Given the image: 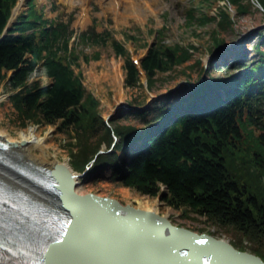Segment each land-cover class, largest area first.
<instances>
[{
    "label": "trees",
    "instance_id": "16d2710c",
    "mask_svg": "<svg viewBox=\"0 0 264 264\" xmlns=\"http://www.w3.org/2000/svg\"><path fill=\"white\" fill-rule=\"evenodd\" d=\"M256 1L264 9V0ZM14 3L0 0V81L6 78L13 91L9 99L20 120L44 121L61 131L73 128L75 136L79 134L77 142L69 143L75 144V149L68 148L74 170L84 171L91 161L94 169L109 167L113 180L122 186L149 196L160 192L161 199L173 208L232 227L253 243V253L264 260V51H259V61L243 66L242 74L200 77L181 100L157 101L149 110L135 112L143 121L141 127L114 121L109 126L97 113L95 98L84 94L79 58L82 54L83 60H88L85 47L109 44L124 58V85L134 87L141 83V76L127 49L110 30L97 32L94 25L69 43L73 30L68 22L47 18L34 0L26 3L27 8L2 34ZM253 3L197 0L188 7L186 24L213 21L215 27L206 50L216 51L225 42L218 30L233 21L229 5L241 14ZM161 37L162 28L157 31V43L139 61L147 89L159 72L185 62L198 49L194 43L166 45L159 41ZM194 64L201 62L196 59ZM37 67H43L51 78L48 85L28 82ZM233 82L239 89L227 91ZM223 91L226 99H222ZM146 111L149 118H145ZM97 127H102L110 140L113 129L119 141L99 152L100 145L86 142ZM131 145L134 148L129 155L121 153ZM253 183L257 187L253 188ZM231 243L243 248L240 242Z\"/></svg>",
    "mask_w": 264,
    "mask_h": 264
},
{
    "label": "rangeland",
    "instance_id": "374dc122",
    "mask_svg": "<svg viewBox=\"0 0 264 264\" xmlns=\"http://www.w3.org/2000/svg\"><path fill=\"white\" fill-rule=\"evenodd\" d=\"M26 0H23V3ZM36 7L42 8L46 17L57 18L68 22L69 28H73L75 33L93 26L97 31L110 30L114 38L119 40L127 49L132 59L142 57L146 51L157 43L156 35L158 29L162 28L160 42L166 45L179 43L186 46L188 44L198 45L197 51L191 58L172 69L159 72L156 80L149 90L144 84V77L141 76V83L138 86L128 87L123 83L124 58L116 55L109 44L103 47L90 46L83 48V52L88 54L87 61L83 60L82 54L79 58V66L82 70L84 94H91L97 104V113L110 126V121L114 124H129L141 127L143 121L138 119L135 112L150 109L155 102H174L188 95L191 84L203 76H226L229 68L220 67L212 69L211 64L214 58L213 52L206 49L211 42V30L215 23L210 21L203 25L196 23L186 24V12L189 5H193L197 0H34ZM137 1L140 5L136 9L132 6ZM223 3V1H221ZM25 7L22 6L21 9ZM232 8V7H231ZM233 21L225 29L218 30L225 44V55L228 60L232 59V53L245 54V61L260 56L255 45L259 43L260 49L264 50V11L256 4H251L245 13L238 14L232 11ZM125 34L133 35L126 37ZM228 49V50H227ZM97 53V55H94ZM209 56L210 59H209ZM199 59L201 64L195 65ZM229 62H232L231 60ZM230 64V63H229ZM235 65V63H233ZM203 68V70H202ZM233 68V67H232ZM51 78L47 76L43 67H37L30 74L28 82L37 83L40 86L48 85ZM6 78L0 81V127L8 130L13 136L29 127H35L40 135L48 134V148L43 154L51 161L55 159V153L61 160H68L71 166L70 149H75L78 136H75L73 128L61 131L57 125L47 124L44 121H22L18 112L11 104L9 96L13 93L6 84ZM139 101L138 104L135 101ZM122 106H127L121 110ZM145 118L150 114L144 112ZM107 117H110L108 119ZM94 136L87 139L91 145H100V150H109L119 141L118 137H105L103 128L97 127ZM82 131V130H81ZM80 131V132H81ZM104 137H103V136ZM105 139V141H103ZM134 146H130L124 155H129ZM32 151L40 154V150L34 147ZM1 162V161H0ZM2 163V162H1ZM95 163L87 164L81 178V186L87 192H92L104 196L114 197L122 203L137 204L136 199L146 200L151 206H155L160 212L170 210L169 218L179 226H185L197 232L210 233L216 237L230 241L240 242L242 249L253 253V243L243 239L232 227H222L209 222L198 214L185 210L173 208L161 199L158 195L149 196L140 194L133 188L122 186L111 177V170L106 167L94 169ZM74 169V168H73ZM76 171V170H75ZM81 172V171H77ZM258 173V171L253 170ZM251 174V172H250ZM29 180V179H28ZM259 186V185H258ZM253 188L257 187L255 183ZM53 206H60V203ZM238 243V244H240ZM241 249V250H242Z\"/></svg>",
    "mask_w": 264,
    "mask_h": 264
},
{
    "label": "water",
    "instance_id": "95a60500",
    "mask_svg": "<svg viewBox=\"0 0 264 264\" xmlns=\"http://www.w3.org/2000/svg\"><path fill=\"white\" fill-rule=\"evenodd\" d=\"M14 154L18 157L0 141L2 163H11ZM57 169L66 174V189L58 172L29 177L62 200L60 206L49 205L58 211L55 215L41 207L39 216L32 218L29 207L21 206L27 215L18 214L15 220L9 214L14 210L3 206L0 197L1 226L12 227L16 222L22 227L18 233L27 234V247L34 241L35 251H28L27 257L33 263L27 264H264L259 255L237 249L227 239L178 226L155 211L110 196L79 194L75 178L81 179L85 172ZM23 198L27 205V194Z\"/></svg>",
    "mask_w": 264,
    "mask_h": 264
},
{
    "label": "bare ground",
    "instance_id": "6f19581e",
    "mask_svg": "<svg viewBox=\"0 0 264 264\" xmlns=\"http://www.w3.org/2000/svg\"><path fill=\"white\" fill-rule=\"evenodd\" d=\"M140 5L137 1L133 2V7L136 9V6ZM19 9V6L18 8ZM18 11H16L17 13ZM124 83V82H123ZM127 106H122L118 109L119 113L121 110L125 109ZM121 114V113H120ZM111 136L117 137L115 131L111 130ZM0 141L4 144L11 146V149L18 154V157L14 154L10 161L11 163H1L0 162V197H2V205L6 208H10L11 211L9 214L14 216L15 220L18 219V214L27 215V209L24 207H29L30 215L32 218H37L39 216L38 209L41 207L50 208V203H62V200L57 196L51 194L49 191L42 188L41 185L34 183L29 176H25L22 171H19V167H24L22 163L27 162V170L29 167L32 175L37 177L48 176L47 171L55 173L58 172V176L60 174L62 185L67 186V178L64 171L58 170L57 168L66 167L72 172V168L70 167V163L68 160H61L58 158V154L55 153V159L50 160L48 157L43 154L45 150L48 148V134L40 135L35 127H29L26 130L20 131L16 136H13L8 130L0 127ZM34 147H37L40 150V154H36L32 151ZM2 154V153H1ZM27 160V161H26ZM19 161H23L19 163ZM31 163V164H30ZM53 175V174H52ZM29 179V180H28ZM75 191L79 194L88 193L81 186V179L75 178ZM121 185V184H120ZM6 190H10L12 193H5ZM17 192H22L27 194V205L21 199V195ZM92 193V192H91ZM100 195V194H98ZM104 196V195H100ZM136 203L134 206L139 207L141 209L155 211L163 216L169 218L170 210L165 212H160L158 208L155 206H151L148 201L136 199ZM57 207V206H56ZM52 214H56L58 211L53 210ZM41 211V210H40ZM179 226V225H178ZM22 227L19 226L16 222L12 223V227L1 226L0 222V264H27L33 263L29 259L27 260L29 252H34L33 248L34 241H31L28 245L31 244V247H27V234L22 235L20 231ZM210 234V233H209ZM230 243L231 241L228 240ZM34 245V246H33ZM231 245L237 249V246L231 243ZM33 248V249H32ZM29 251V252H28ZM35 254H38L37 252ZM256 254V253H254ZM257 255V254H256ZM19 262V263H15ZM21 262V263H20Z\"/></svg>",
    "mask_w": 264,
    "mask_h": 264
}]
</instances>
